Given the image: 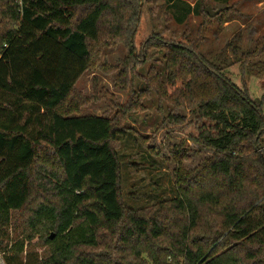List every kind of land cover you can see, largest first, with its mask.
Masks as SVG:
<instances>
[{"label": "trees", "instance_id": "1", "mask_svg": "<svg viewBox=\"0 0 264 264\" xmlns=\"http://www.w3.org/2000/svg\"><path fill=\"white\" fill-rule=\"evenodd\" d=\"M142 1L0 0V231L22 217L27 240L46 247L23 262L25 243H15L7 264H264V96L210 60L201 36L155 33L139 52ZM166 3L180 23L198 4ZM259 41L243 54L244 73L264 53ZM121 42L125 66L163 53L148 91L198 108L174 120L217 153L195 168L179 163L177 195L140 209L123 198L121 118L80 114L88 100L76 90L104 47Z\"/></svg>", "mask_w": 264, "mask_h": 264}, {"label": "rangeland", "instance_id": "2", "mask_svg": "<svg viewBox=\"0 0 264 264\" xmlns=\"http://www.w3.org/2000/svg\"><path fill=\"white\" fill-rule=\"evenodd\" d=\"M183 1L192 7L198 2L184 23L178 22L177 13L166 0L142 1L143 14L135 36L137 50L155 33L177 41L201 36L200 50L223 67L239 87H249L254 99L262 98L264 53L254 58L249 73H244L241 66L243 54L258 48L259 40H264V0ZM208 6L220 10V14L209 18L200 14ZM151 55L137 68L125 66L128 60L132 63L127 46L113 43L101 52L100 67L88 70L76 83V90L88 100L80 114L121 118V126L126 129L118 148L123 165L122 193L126 205L134 209L147 208L177 195L175 174L179 163L195 168L217 154L212 148L186 138L179 131L183 125L174 120L176 116H185L191 121L198 108L176 109L159 101L155 91H148L147 75L152 66L163 69L162 64L153 62L154 58L163 62V53L154 49L148 57ZM124 74L127 77L123 80ZM23 222L20 217L0 231V264H7L6 256L15 253L11 248L20 241L25 243L24 252L17 255L23 262L27 252L42 255L46 251L40 236L27 240L30 230L24 231Z\"/></svg>", "mask_w": 264, "mask_h": 264}, {"label": "water", "instance_id": "3", "mask_svg": "<svg viewBox=\"0 0 264 264\" xmlns=\"http://www.w3.org/2000/svg\"><path fill=\"white\" fill-rule=\"evenodd\" d=\"M206 12L208 13V15L210 16V17H214V16H216V15H219L220 14V10H213L210 6H208L207 8H206Z\"/></svg>", "mask_w": 264, "mask_h": 264}]
</instances>
